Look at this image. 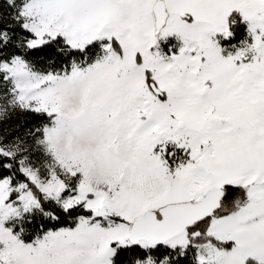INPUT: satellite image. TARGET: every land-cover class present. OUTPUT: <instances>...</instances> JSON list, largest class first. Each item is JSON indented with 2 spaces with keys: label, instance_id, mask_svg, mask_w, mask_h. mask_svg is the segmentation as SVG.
<instances>
[{
  "label": "snow or ice",
  "instance_id": "snow-or-ice-1",
  "mask_svg": "<svg viewBox=\"0 0 264 264\" xmlns=\"http://www.w3.org/2000/svg\"><path fill=\"white\" fill-rule=\"evenodd\" d=\"M0 264H264V0H0Z\"/></svg>",
  "mask_w": 264,
  "mask_h": 264
}]
</instances>
